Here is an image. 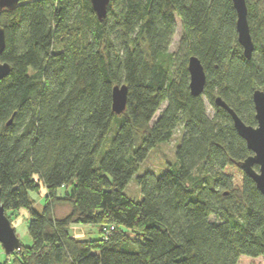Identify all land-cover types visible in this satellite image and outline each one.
Instances as JSON below:
<instances>
[{
  "label": "trees",
  "instance_id": "trees-1",
  "mask_svg": "<svg viewBox=\"0 0 264 264\" xmlns=\"http://www.w3.org/2000/svg\"><path fill=\"white\" fill-rule=\"evenodd\" d=\"M109 1L102 19L89 0H19L0 11V62L11 65L0 79L1 204L10 220L29 211L32 240L0 264L264 259V198L236 165L251 151L214 103L221 97L256 126L251 92L264 90V0H245L249 59L232 0ZM176 19L181 36L172 53ZM192 55L206 75L200 96L188 86ZM122 83L127 103L116 114L112 87ZM179 128L174 160L160 173H138L149 150ZM133 176L139 200L125 193ZM41 185L46 197L37 213L29 193ZM61 203L70 210L59 218ZM73 224L97 226L99 237L79 240Z\"/></svg>",
  "mask_w": 264,
  "mask_h": 264
},
{
  "label": "water",
  "instance_id": "water-1",
  "mask_svg": "<svg viewBox=\"0 0 264 264\" xmlns=\"http://www.w3.org/2000/svg\"><path fill=\"white\" fill-rule=\"evenodd\" d=\"M19 0H0V11L14 9ZM92 9L99 19L106 16L109 0H89ZM236 11L237 40L242 48L244 56L249 59L253 53V42L250 36V28L247 22V6L245 0H232ZM5 47V30L0 26V55ZM187 70L189 75V88L193 96H200L206 80V75L200 60L195 56H189L187 61ZM11 65L7 62H0V79L8 76L11 72ZM127 86L115 85L112 87V112L122 114L126 107ZM252 104L254 106V117L256 126L245 124L241 117L234 112L221 97L214 99L216 106L225 109L233 121V127L237 130L239 136L245 140L247 150L251 154L236 165L251 177L259 193L264 198V90L256 88L251 92ZM11 120L8 122L10 123ZM0 245L5 255H10L19 251L20 240L16 237L15 228L11 224L9 217L5 215V208L1 204L0 195Z\"/></svg>",
  "mask_w": 264,
  "mask_h": 264
},
{
  "label": "rangeland",
  "instance_id": "rangeland-1",
  "mask_svg": "<svg viewBox=\"0 0 264 264\" xmlns=\"http://www.w3.org/2000/svg\"><path fill=\"white\" fill-rule=\"evenodd\" d=\"M176 33L171 39V44L168 47V51L175 53L177 51L178 45H179V39L181 36L180 31V22L176 19ZM204 99L205 108L207 109V114L209 117L213 115V108L211 107L208 99L206 97ZM165 104H162L160 106L159 111L155 115L159 114V112L162 110ZM154 117V118H155ZM173 135L167 142H160L156 147L152 148L148 152V156L139 164L138 173L151 170L153 172L160 173L163 169L167 167V164L172 162L174 160L175 154L174 150L176 145L180 141L181 137V129H175L173 131ZM108 141L104 142L102 149L100 150V154L103 153V151L108 147L107 146ZM137 173V174H138ZM63 189H59L58 192L61 194V191ZM125 193L131 196L134 199L139 200L141 197L140 190L137 188V185L135 183L134 176L132 179L127 183V186L125 187ZM30 197L33 199V208L34 210L39 213L41 212L44 201L46 197L45 189L41 185L38 193L30 192ZM70 210V206L65 203L58 204L54 207V215L56 217L61 218L62 216L66 215L68 211ZM29 211L26 209H20L16 215L11 216V224L13 228H15V234L16 237L20 240L21 244L25 246H30L32 240L28 234V221H29ZM69 232L72 236H75L79 240H85L88 238L96 239V237H99V233L97 231V226H91L89 224H73L70 226ZM12 258L8 255L6 256L4 251L1 248L0 245V263L5 262H11ZM242 264H264V259L262 257H258L254 260L253 263L250 262H242Z\"/></svg>",
  "mask_w": 264,
  "mask_h": 264
},
{
  "label": "built area",
  "instance_id": "built-area-1",
  "mask_svg": "<svg viewBox=\"0 0 264 264\" xmlns=\"http://www.w3.org/2000/svg\"><path fill=\"white\" fill-rule=\"evenodd\" d=\"M113 229H114V226L108 227L107 230H106V233L112 231Z\"/></svg>",
  "mask_w": 264,
  "mask_h": 264
}]
</instances>
